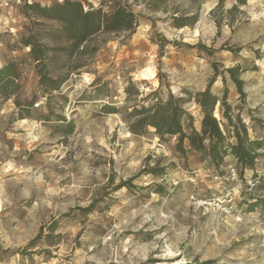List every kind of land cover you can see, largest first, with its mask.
Wrapping results in <instances>:
<instances>
[{
    "label": "rangeland",
    "instance_id": "374dc122",
    "mask_svg": "<svg viewBox=\"0 0 264 264\" xmlns=\"http://www.w3.org/2000/svg\"><path fill=\"white\" fill-rule=\"evenodd\" d=\"M83 1L107 14L129 2L143 18L125 42L113 32L89 42L69 60L88 65L47 95L25 41L70 42L24 6L1 9V68L14 64L17 78L6 93L0 85V264H264V147L251 168L231 155L217 166L176 151L177 137L131 133L122 117L152 92L195 96L216 77L212 92L227 89L231 114L264 139V0H173L156 12ZM175 10L197 21L176 27ZM237 65L245 96L227 71ZM185 108L201 131V107ZM221 109L214 116L227 124ZM231 166L238 177L226 180Z\"/></svg>",
    "mask_w": 264,
    "mask_h": 264
},
{
    "label": "trees",
    "instance_id": "16d2710c",
    "mask_svg": "<svg viewBox=\"0 0 264 264\" xmlns=\"http://www.w3.org/2000/svg\"><path fill=\"white\" fill-rule=\"evenodd\" d=\"M173 0H133V4L143 5L151 12L166 10V5ZM204 2L206 0H191ZM224 0H219L218 7H222ZM245 4L244 0H239ZM24 14L30 20L38 22L46 19L58 23V27L50 30L54 37H62L70 45L66 47L51 48L38 37V33L25 41V45L31 48V57L37 63L39 74V88L44 95L49 91L59 90L66 83L73 72L84 68L87 63H74L70 65L75 55H86L91 50L88 45L98 39L101 33L113 32L118 36L124 34V42L129 40L140 26L142 13H136L132 6L127 3H119L109 14L100 9L86 4L83 0H64L50 5L39 2L24 5ZM177 10L172 14V19L176 27L193 25L197 21V14L192 16H175ZM82 49V53L80 52ZM67 70L65 75L52 77L56 70ZM232 81L238 88L241 96L244 93V81L239 75L246 70L240 65L227 69ZM81 74V73H77ZM14 78H17L14 64L5 65L0 69L1 92L6 93L13 85ZM224 83L226 79L223 78ZM216 82L213 77L205 91L193 96L185 91V96H175L170 93L167 99H162L159 92H152L144 97L139 103L127 107L122 113L124 122L128 125L131 133L144 136L150 128L164 140L165 137H177L176 151L184 154L191 152H201L204 159L213 165L219 166L227 156H233L243 169L254 166L256 159L260 156L259 150L264 147L263 138L252 139L249 136V127L243 122L240 115L234 117L231 114V106L227 104V89L220 98L212 92V87ZM101 84L100 78H96L92 87ZM99 87V91L102 90ZM195 101L201 107L203 113L202 130L198 131L194 126L193 115L185 108L186 104ZM221 104V114L226 119L227 124L221 123L214 111L217 104ZM48 104V103H47ZM30 108L33 103H30ZM48 107V106H47ZM108 113H119L115 106H105ZM228 127L232 132L226 135ZM230 138H234L231 142ZM262 201L250 204L251 209H255Z\"/></svg>",
    "mask_w": 264,
    "mask_h": 264
},
{
    "label": "built area",
    "instance_id": "2783aa9c",
    "mask_svg": "<svg viewBox=\"0 0 264 264\" xmlns=\"http://www.w3.org/2000/svg\"><path fill=\"white\" fill-rule=\"evenodd\" d=\"M35 0H0V6L3 8H14V7H21L24 6L26 4H32L34 3ZM38 106V105H36ZM230 169V173L229 176L227 178H225L226 180H234L238 177V173L235 167H229ZM215 179H222L219 176H216Z\"/></svg>",
    "mask_w": 264,
    "mask_h": 264
},
{
    "label": "crops",
    "instance_id": "0c3cea01",
    "mask_svg": "<svg viewBox=\"0 0 264 264\" xmlns=\"http://www.w3.org/2000/svg\"><path fill=\"white\" fill-rule=\"evenodd\" d=\"M62 1L63 0H35V2H39V3L45 4V5H50L52 3L62 2ZM1 9H8V8H3L0 6V28H1ZM0 69H1V41H0ZM254 130H255L254 127L251 126L250 131H254Z\"/></svg>",
    "mask_w": 264,
    "mask_h": 264
},
{
    "label": "clouds",
    "instance_id": "9594fccd",
    "mask_svg": "<svg viewBox=\"0 0 264 264\" xmlns=\"http://www.w3.org/2000/svg\"><path fill=\"white\" fill-rule=\"evenodd\" d=\"M229 7H231V5H229ZM13 264H17V261H13Z\"/></svg>",
    "mask_w": 264,
    "mask_h": 264
}]
</instances>
